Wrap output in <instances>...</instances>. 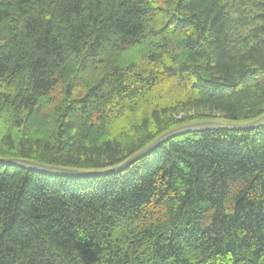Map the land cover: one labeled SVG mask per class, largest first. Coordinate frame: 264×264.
<instances>
[{
  "label": "trees",
  "instance_id": "obj_1",
  "mask_svg": "<svg viewBox=\"0 0 264 264\" xmlns=\"http://www.w3.org/2000/svg\"><path fill=\"white\" fill-rule=\"evenodd\" d=\"M263 114L264 0H0L1 158ZM0 264H264V123L0 164Z\"/></svg>",
  "mask_w": 264,
  "mask_h": 264
},
{
  "label": "water",
  "instance_id": "obj_2",
  "mask_svg": "<svg viewBox=\"0 0 264 264\" xmlns=\"http://www.w3.org/2000/svg\"><path fill=\"white\" fill-rule=\"evenodd\" d=\"M264 123V114L260 117L248 121V122H242V123H234V122H222V121H214V120H204V121H197V122H191L187 124H183L174 128H171L161 135H159L155 140H153L150 144L124 160L119 165L100 169V170H76V169H70L65 167H56L51 166L47 164H43L40 162L23 159V158H1L0 157V164H11V165H17L20 167H25L37 172H43V173H50L54 175H62V176H69V177H81V176H95V175H106L113 172H118L123 170L124 168L128 167L133 162L137 161L141 157L145 156L149 152H151L153 149H155L158 145H160L162 142L180 135L185 134L188 132L193 131H203V130H211L214 128H232V129H252L255 127L260 126Z\"/></svg>",
  "mask_w": 264,
  "mask_h": 264
},
{
  "label": "bare ground",
  "instance_id": "obj_3",
  "mask_svg": "<svg viewBox=\"0 0 264 264\" xmlns=\"http://www.w3.org/2000/svg\"><path fill=\"white\" fill-rule=\"evenodd\" d=\"M122 162V161H121Z\"/></svg>",
  "mask_w": 264,
  "mask_h": 264
}]
</instances>
